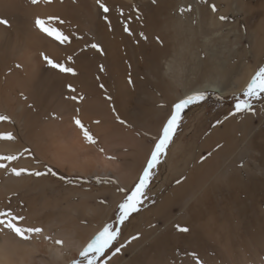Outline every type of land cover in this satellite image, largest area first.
<instances>
[{
  "label": "bare ground",
  "instance_id": "6f19581e",
  "mask_svg": "<svg viewBox=\"0 0 264 264\" xmlns=\"http://www.w3.org/2000/svg\"><path fill=\"white\" fill-rule=\"evenodd\" d=\"M105 2L113 8L110 13L111 31L98 15L95 0H53L50 4L37 5L31 4L30 0H0V18L9 21L8 26L0 25V115H7L13 121L0 122V134L11 132L16 137L14 141L0 140V155L17 154L25 147L30 148L35 159L25 154L19 161L12 162V166L40 171H45L47 166L58 175L76 181L68 184L51 175L16 177L10 171L0 169V209L11 208L25 216L28 225L43 227L44 233L52 238L46 240L41 236L31 243H22L11 235L0 234V264H70L77 257L80 243L74 244L69 239L67 212L73 214L77 199L81 200L79 206L87 209L92 208L90 204L95 202V210L101 214L96 224L99 227L111 211H115L124 194L119 189L128 191L131 188L150 152L151 146L145 144V134L149 131L157 135L158 125L154 128V124L163 122L167 115L166 111L154 109V101H159L158 90L172 102L183 96L176 91L170 95L164 79L178 81L184 94L204 89L218 94L219 98L233 96L234 92L239 93L244 87L243 84L253 74L254 63L259 64L260 55L264 53V33L258 32L264 21L255 28L249 24L257 19L258 13L264 16V0H197L192 11H185L183 15L180 14V6L187 2L182 0ZM142 3L147 4L149 16L143 18L144 10L139 9L141 18L128 23L133 32L129 36L113 12L122 8L124 13L135 15L134 5ZM212 4L217 7L215 13L211 11ZM242 14H248L244 18L246 26L242 32L250 41L248 47L253 58L252 66L245 65L248 67L245 77L242 51L237 47L242 38L239 40L236 36ZM49 15L60 16L66 21L60 27L66 34L75 33L71 36V44L60 45L34 27L35 17ZM176 15H180V24L184 29L181 33L172 28ZM220 15H227L230 20H219ZM82 30L91 39L100 41L105 55L93 49L82 51L86 46ZM195 30L197 38L193 33ZM140 33L147 39L141 38ZM233 34L236 37L234 46L228 48L230 62L227 66L229 57L225 59L221 56V46ZM157 37L162 44L157 42ZM194 38L195 43L188 50V42ZM177 49L182 50L179 57ZM41 52L58 62H65L67 56L72 55L74 63L70 66L77 70L78 75L72 77L49 68ZM17 64L21 67L17 68ZM100 64L105 65L103 73L98 71ZM129 72L133 85L127 83ZM68 83L84 95L82 102L63 98L70 95L66 88ZM100 83L112 96L111 102L104 98V92L98 86ZM148 83L155 86L153 92ZM112 106L116 109L115 113ZM76 108L80 109V119L96 137L98 145L85 142L73 124L72 116ZM201 108L190 112L189 116L193 115L191 126L156 170L158 185L155 183L157 186L150 188L154 194L165 192V179L169 172L172 174L167 183L172 193L169 201L165 204L161 202L154 210L152 204L150 209L142 211L127 223L128 236L138 235L145 239L140 243L136 240L128 243L110 264L167 263L170 253L174 257L173 264H197V257L203 264H264V220L255 227L243 221L239 228L235 223L232 225L234 232L226 231V227L230 226L229 220L210 225L215 221L211 215L217 209L226 210L238 205L242 209L240 195L248 192L249 188L253 191L248 192L252 195L251 199L260 197L258 183L255 182L258 172L245 165L247 161L264 166V135L259 132L252 117H229L223 126L213 127V130L217 137L221 135L225 138V144L240 139L236 137L239 133L244 135L243 143L251 144L258 150L253 157L250 156V147H246L237 155V162L232 159L216 170L214 164L204 161L199 163L195 172L194 157L191 155L184 164L171 169L183 152L185 138L194 134L198 125L201 130L208 127V111ZM117 114L127 121V126L117 121ZM53 115L57 118L54 119ZM214 118L211 117L212 122ZM97 120L99 124L94 123ZM220 121L225 120L221 118ZM198 144L202 150L210 152L217 141L214 136L206 135L194 145ZM99 147L105 150L104 153L98 151ZM109 156L115 159L110 160ZM200 158L201 155L198 160ZM178 175L181 183L175 184ZM243 176L249 184H253L252 187L244 182ZM220 177L224 181V190L230 193L228 197L220 193L221 186L217 183ZM157 187L158 192L155 191ZM164 197L167 199V195ZM231 200L235 202H229ZM173 208L178 209L177 214ZM258 215L264 216V210ZM97 219L98 215L91 218V225ZM159 220L163 222L161 226L158 225ZM176 224L188 227L190 232L178 233L174 227ZM171 228L173 251L171 245L166 244L159 252V245L168 240ZM55 239L64 240V246L56 245ZM129 248H134V251H128ZM127 251L131 253V258L124 256Z\"/></svg>",
  "mask_w": 264,
  "mask_h": 264
},
{
  "label": "snow or ice",
  "instance_id": "6c2138e0",
  "mask_svg": "<svg viewBox=\"0 0 264 264\" xmlns=\"http://www.w3.org/2000/svg\"><path fill=\"white\" fill-rule=\"evenodd\" d=\"M53 0H30V3L33 5H37L39 3H52ZM75 2V0H74ZM206 2V0H205ZM96 7L98 9V15L103 19L109 31L112 30V22L110 19V13L113 11L105 0H95ZM155 3V0H153ZM211 11L213 13L217 12V7L215 4H212ZM137 11V19H139V9H135ZM120 17H124L125 20H129V17H125L124 10L122 8L116 9ZM180 14L183 15L185 11H192L191 6L186 8H181ZM221 21H226L228 17L221 15L219 17ZM66 21L57 15H49L45 18L35 17L34 18V27L46 37L51 38L53 41L58 42L60 45H69L71 44V36L75 35V33L66 34L61 25H64ZM123 31L127 33L129 36L133 35L129 24L123 22ZM0 25H9V21L4 18H0ZM141 38L147 39V37L140 33ZM79 39H83V37H78ZM158 43L162 44L159 37L156 38ZM93 49L96 53L100 55H105V50L103 46L95 41V38L92 41L88 42L85 46V49ZM43 61L46 65L56 70L58 73L68 74L72 77L78 75L77 70L70 66L74 63V59L72 55L67 56L65 62H58L53 58L49 57L44 52L40 53ZM17 68H20L21 65L17 64ZM129 68L131 65L129 64ZM98 71L103 73L106 71L105 65H98ZM96 79L99 81L100 77L97 76ZM127 83L129 85H133L134 81L132 79L131 73L129 72L127 77ZM99 88L104 92V98L109 102L112 101V96L108 94V90L103 83H100ZM68 93L70 95H66L63 98L69 101H74L76 103L82 102L85 97L82 93H79L77 88L73 86V84L68 83L66 85ZM23 95V94H21ZM209 94L206 91H193L189 94H186L176 101H174L170 107L169 114L165 117L164 121L161 124L159 132L156 136L152 137L153 145L150 149V152L146 158L145 164L142 167V170L137 178V181L131 187L130 190L126 191L124 188H120L119 191L125 193L122 200L117 204L116 214L113 218L112 222L105 223L100 229H98L92 237L79 249L77 257L71 260V264H110V261L113 257H115L118 253L121 252L123 248L127 246L128 243H131L132 240H136L139 238L138 235L132 236L127 242H120L121 236V228L125 225L126 222L129 221L134 214L139 213L141 211V207L144 204L145 200L149 199L148 192L150 190V185L152 184L153 178L156 174V170L158 166L162 163L164 157L167 156L169 146L173 142V138L176 135L178 129L181 126V122L184 118V114L186 110H188L192 106L201 105L208 99ZM25 99H27L25 97ZM233 104L232 110L224 116V120L229 119V117H236L238 115H245L254 117L258 114L255 104L257 102L264 104V65H261L257 68L253 75H251L250 79L247 81L246 85L239 91V93H233ZM111 106V105H110ZM29 107H33V105H29ZM163 107V105H161ZM112 111L115 113L116 109L112 106ZM80 109H75V115L72 116V122L77 129L81 132L83 136V140L87 142L89 145H98V140L96 137L90 132V130L84 125L79 116ZM53 118H57L53 115ZM117 121L121 125L127 126V121L120 118V116L116 115ZM7 121L12 123L11 117L7 115H0V122ZM223 121L218 120L217 124L222 123ZM94 123L99 124L100 121H94ZM215 127V125H214ZM16 137L13 133H3L0 134V140L14 141ZM100 153H104V149L102 147L98 148ZM27 155L33 159H35L34 154L32 153L30 148L25 147L22 152L17 154H9V155H0V169L5 170L6 172L10 171V173L16 177H21L22 175H28L33 177H41V176H54L58 177V179L68 183L74 184L76 181L68 179L65 176H60L56 173L51 167H46L45 171L34 170L23 167H15L12 166V162L19 161L24 155ZM211 156V153L208 154ZM108 159H115L113 156H109ZM204 157L201 158L203 160ZM243 166L242 164L240 165ZM177 184H180L181 181L178 179L176 181ZM103 202V201H102ZM153 203L155 201H152ZM175 230L178 233L187 234L190 232V229L186 226H181L180 224L174 225ZM0 234L8 236L11 235L16 241L22 243H31L34 238L43 236L44 239L50 240L52 239L50 236L44 233L43 227L28 225L26 223V217L20 214L15 213L11 208L0 209ZM54 243L61 247L64 246V240L55 239ZM193 255H195L193 253ZM197 264H203V261L197 257Z\"/></svg>",
  "mask_w": 264,
  "mask_h": 264
},
{
  "label": "rangeland",
  "instance_id": "374dc122",
  "mask_svg": "<svg viewBox=\"0 0 264 264\" xmlns=\"http://www.w3.org/2000/svg\"><path fill=\"white\" fill-rule=\"evenodd\" d=\"M182 2L183 3L187 2V3H186V5H181L180 8H186L188 6H191V8H194L195 5L197 4V0H182ZM242 4L244 5V2ZM135 9H143L144 10L143 18H146L147 16H149L147 4L142 3L140 5H134V10ZM113 13L119 19V22L121 23V25H123L122 21L126 22V23H130V22H133L135 18H137V11H136L135 15L131 14L130 12L124 13L125 17H129L130 18V21L129 20H125L124 17H120L118 12H113ZM246 15H248V14H245V15L242 14V16H240V26H239V30H238L239 34L236 35L239 38V40H240V38H242L241 42H240V45H238L237 47L240 48L241 51H242L241 63H242V66H243V76L244 77L248 73V67L245 66V65L246 64H248V65L250 64L251 66L253 65L252 53H251V51H250V49L248 47V44L250 43V41L246 40V38H245L246 35H245V33H243L244 32V27L246 26V23H245L246 20H244ZM223 16L228 17V19L226 21H224V22H227V21L230 20L229 16H227V15H223ZM139 17L141 18L140 14H139ZM179 17H180V15H176L174 17L173 23H172V28H173V30L177 31L178 33H181L184 29L182 28V26L180 24ZM253 20L249 24L250 25L252 24L253 28L258 27L260 25V23L264 21V16H263L262 13H258L257 19L254 20V21ZM137 24H139V22H137ZM258 32L260 34H263L264 33V26L260 27ZM82 33L86 36V39L84 40L85 45L88 42L92 41V39L89 36H87L85 30H82ZM193 33L195 35V38H197L198 37L197 31L195 30V31H193ZM236 36L234 34L231 35L230 38L228 39L227 43H225V44H223L221 46V51H222V55L221 56H225V59H228V57H229V59H228V61L226 63L227 66L229 65V62H230V51L228 50V48H230L232 45L234 46V41H235V37ZM195 38H194V40L188 42V44H189L188 45V50H191V45L193 43H195ZM250 40L252 41V39H250ZM95 41L100 43V41L97 40V39H95ZM140 43H144L145 44L144 41H140ZM181 51H182L181 49H177L176 50V53H177L178 57L180 56ZM193 60H194V57H193ZM188 65L190 67L192 66L190 64H188ZM261 65H264V53H262L260 55V63L257 64V65H255V63H254L253 74L257 70V68L259 66H261ZM249 79H250V77L248 78V80ZM247 81L243 84L244 86L246 85ZM164 85H165V88L166 87L168 88L170 95L173 92H175V91L177 92V94L179 93V94H182L183 96L186 95V94H184L182 92L183 89L179 85L178 81H176L174 79L165 78L164 79ZM147 86L152 92L155 90V86L153 84H149L148 83ZM199 91H205V90L204 89H200ZM206 92L209 94V96H208V99L203 104L192 106L188 110H186V112L184 114V118H183V120L181 122V126H180V128L178 129L176 135L173 138V142H172L173 144L171 145V147L169 146L170 147V151L167 153V156L176 148V145L178 143V140H179L180 136L184 134L183 132H185V129L189 125L190 121H192L191 118L193 117V115L189 116V114H190V112L192 110L199 109V108L203 107V105H204V107L201 108V110L205 109V111H208L207 115H206L207 117H209L208 127H206V130H201L200 129L201 126L198 125L196 127L195 133L185 138L184 145H183V152H182L181 156L173 163L171 169H175L178 165L184 164L186 159H187V157L191 156V155H193V157H194L193 167H195V172H196L198 170L199 163H203L204 161L205 162L209 161L211 164H214L216 170H219V167L224 166L225 164H227L232 159L237 162V155L246 147H250V156L253 157L255 154L258 153V150L255 149L251 144H244L243 143V136L244 135H242L241 133H239L236 136V137H238L240 139L233 140V141H231L228 144L224 143V140H225L224 137H222L221 135L218 136V137L216 136V133H214L213 127H214V125H215V127L216 126L221 127L229 120V119H227L223 123L217 124L218 120H220L221 118H224V116L227 115L232 110V104L234 102L233 101V96H227V97L219 98L217 96L218 94H216V93L208 92V91H206ZM158 97H159V101H154V104H155L154 109L166 111V113L168 115L169 111H170L171 104L174 102V100H173V102L171 100H169L168 98L166 100L167 96L166 97L163 96L162 93L159 90H158ZM161 105H163V107H161ZM255 107L257 109L258 114L256 116L252 117V120H253L255 125H258L257 127H258L259 132L264 135V104H261V103L257 102L255 104ZM217 111L219 113H216ZM217 115H219V116H217ZM212 116L216 117V118L213 119L214 123L211 120ZM237 117L239 119L240 118L242 119V118H246L248 116L238 115ZM261 122L263 123L262 125H260ZM161 124H162V122L161 123L155 122L154 128L158 125L157 128H156V131L158 129H160ZM203 124H205L204 120H203ZM206 135L214 136L216 138V141H217L216 146L213 147L210 150V152H207V150H202V147L199 144L198 145H194L195 142H197L198 140H199V142H201L203 137L206 136ZM241 135H242V137H241ZM153 136H156V134L153 133V132L147 131V133L145 134V142H146L145 144L146 145H150L152 147V145H153L152 137ZM209 153H211V156L208 155ZM199 155H201V158L204 157V159L201 160V158H200L198 160V156ZM167 156L163 158L162 163H164L166 161ZM245 165L250 170H252L253 172H258V174L255 175V182L258 183V189L257 190L259 191V196L260 197L251 199L252 195H249L248 192L249 191L253 192V191L250 190V188L248 190L246 189L248 192H243L242 195H240V200H239V201L243 202V208L241 209L240 205H238V207H234V208H233V206L232 207H228L226 210H223L222 208L217 209L216 213L211 215V218H214L215 221L211 222L210 225L216 224V221L222 222L224 220H229L230 226L226 227V231L234 232L235 229L233 228L232 225L235 224V223L239 225V228L241 227L243 221H244L245 224H248V226L255 227L258 224V222H260L261 220H264V216L258 215L264 210V166H262V165L256 166V164L254 162L251 163V162H247V161L245 162ZM170 173L171 172L168 173V175H167V177L165 179V183H164V191L165 192H162L160 194H154L151 191V189H150L149 190L150 192L148 194L149 199L145 200L144 204L141 207V211L139 212V214L138 213L134 214L133 217H131L129 219V221L132 218H134L135 216L137 217L141 213L145 212L146 209H148V208L150 209L152 207L151 206L152 204L154 205L153 206V210H154V208H157L158 205L161 204V202L165 204L166 202L169 201V197L172 195V193L170 192V189L167 188L168 180L172 177V174H170ZM242 174H244V173H242ZM216 177H218V174H216ZM242 178L244 179L245 176H243ZM178 179L180 180V176L179 175L176 177L175 184H177L176 181ZM181 179H185V176H181ZM136 181L133 182L132 186L134 185V183ZM157 181L158 180H155V176H154L152 184L150 185V188H153L152 186L156 187L158 185V183H156ZM244 182H246V184L250 185V187L253 186V184H249L248 183L247 178L244 179ZM217 183H218V185L221 186V190L222 191L220 193L225 195V197L230 196V193L227 192L226 190H224L225 189V187L223 186L224 181H223V179L221 177L218 179ZM158 189H159L158 187L155 188V191L158 192L157 191ZM124 194H123V196H124ZM160 195H161V198H159ZM166 195H167V199L164 197ZM151 199H154L153 201L157 200L156 202H154L155 204L152 202ZM248 200H249V202H247ZM80 201H81L80 199L76 200V206H74L73 210H72L73 214H70L69 212H67L66 221H69V227H70L69 239H70V241H72L74 244L80 243L79 245H80V248H81L89 240V238L92 237L93 234L98 229H100L105 223L113 221V218H114V216L116 214L117 206L115 207L116 209H114L115 211H111V213L109 214L107 219H105L102 222V224L98 227L96 224H97V221L100 220L101 214L100 213L98 214V212H96V210H95V204L96 203L95 202L91 203L90 205L92 206V208L88 207L89 209H87L86 207H80L79 206ZM229 202L233 203L235 201L231 200ZM236 202H238V201H236ZM173 209H174V213L178 212V209H176V208H173ZM234 211H235V213H234ZM254 212L257 213V214H255ZM236 213H237V215H236ZM97 215H98V219L94 222L93 225H91V223H90L91 222V218H94ZM226 217H228V219ZM129 221L126 222L125 225L122 226V228H121L120 242H127L131 238V236H128V233H127V223H129ZM248 221L249 222L251 221V222L249 223ZM162 224H163V222L161 220H159L158 221V225L161 226ZM142 225H144V222H142ZM248 226L246 225L245 227H248ZM238 233H240V232H238ZM171 234H173L172 228L168 231V236H169L168 240L166 242H162L159 245V252L162 251L163 247L166 244L171 245V250L173 251L172 246H174V241L173 242L170 241L171 240ZM144 239H145L144 237L139 236L138 240L136 239V242L140 243ZM131 242H133V240ZM227 245H228V242H227ZM128 251L132 252V251H134V248H129ZM128 251L124 254V256H126L127 258H131L130 257L131 253L128 252ZM156 252L157 251H155V253ZM118 254H121V253H118ZM167 257H168L167 260H168L169 263L168 262L167 263H162L161 262V264H173L174 257H172V253H170ZM138 264H140V263H138Z\"/></svg>",
  "mask_w": 264,
  "mask_h": 264
},
{
  "label": "crops",
  "instance_id": "0c3cea01",
  "mask_svg": "<svg viewBox=\"0 0 264 264\" xmlns=\"http://www.w3.org/2000/svg\"><path fill=\"white\" fill-rule=\"evenodd\" d=\"M190 126H191V123H189V125H188L187 128L185 129V132L189 129ZM183 133H184V132H183ZM172 144H173V143H172ZM172 144H171V145H172ZM171 145H170V147H171ZM170 147H169L168 152L170 151ZM251 163H253V162H251ZM162 164H163V163H161L160 165H162ZM160 165H159V166H160Z\"/></svg>",
  "mask_w": 264,
  "mask_h": 264
}]
</instances>
